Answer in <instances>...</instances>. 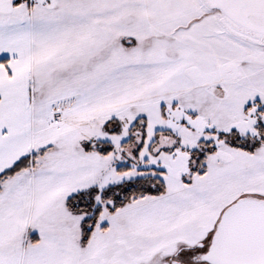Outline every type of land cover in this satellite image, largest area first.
Instances as JSON below:
<instances>
[{
    "label": "snow or ice",
    "instance_id": "1",
    "mask_svg": "<svg viewBox=\"0 0 264 264\" xmlns=\"http://www.w3.org/2000/svg\"><path fill=\"white\" fill-rule=\"evenodd\" d=\"M0 264H264V0H0Z\"/></svg>",
    "mask_w": 264,
    "mask_h": 264
}]
</instances>
